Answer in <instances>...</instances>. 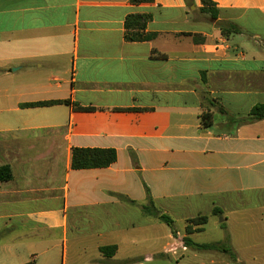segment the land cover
<instances>
[{"label": "crops", "instance_id": "crops-1", "mask_svg": "<svg viewBox=\"0 0 264 264\" xmlns=\"http://www.w3.org/2000/svg\"><path fill=\"white\" fill-rule=\"evenodd\" d=\"M203 1L0 0V168L12 171L0 181V250L15 264H58L56 249L15 251L55 243L63 264H233L185 238L264 264L251 229L264 211V119L249 120L264 104V0H208L210 13ZM133 14L152 15L153 40L126 41ZM220 22L241 32L223 36ZM64 100L95 110L23 107ZM74 148L115 149L117 162L73 170ZM150 201L178 214V237L159 235ZM199 215L208 223L187 235ZM214 217L226 237L200 242Z\"/></svg>", "mask_w": 264, "mask_h": 264}, {"label": "trees", "instance_id": "trees-1", "mask_svg": "<svg viewBox=\"0 0 264 264\" xmlns=\"http://www.w3.org/2000/svg\"><path fill=\"white\" fill-rule=\"evenodd\" d=\"M152 0H132L133 4H141L144 2H149ZM210 1L204 0L203 4L205 7L202 9L204 13H210L207 9L206 5H208ZM211 15L214 19H216L215 14L211 11ZM153 17L150 14H133L127 17L125 22V39L128 42H147L153 40L157 35L148 33L147 28L148 24L152 21ZM219 26L221 28V32L223 36H230L231 34L241 32L235 25L227 22H220ZM196 39V37H195ZM196 41V40H195ZM69 105L74 107L77 111L82 112H91L94 111V108L81 107L78 104L73 103L71 100L64 101H47V102H38V103H30L23 105L24 108H37V107H50L55 105ZM212 106H214L213 102H210ZM221 113H225L224 109L219 108ZM251 118L249 120H263L264 119V104L257 105L251 112ZM203 125L206 128H209L213 124V115L209 112H205L202 115ZM117 162V151L115 149H101V148H74L72 151V169L73 170H88V169H102L108 168L114 163ZM12 178L11 168L8 166H4L0 168V181L10 180ZM143 213L146 216L157 218L161 222L167 224L171 229L173 234L176 236V231L174 229V222L172 218L166 214L158 216L159 211L156 209L154 203L152 201L149 202L148 205H144L142 207ZM214 215H220L221 212L219 209H215L213 211ZM209 217L206 215H199L195 218L188 220V226L186 228L187 235H191L195 232H201L202 228L195 229V226H204L208 223ZM2 237H0L1 241ZM183 242L187 248L198 252H223L229 255L230 260L233 264L237 263V256L234 253L231 246L224 242L221 244L210 243V244H197L193 242L190 238L183 239ZM117 251V246H107L102 247L101 252L105 256H110ZM26 264H35L34 262H29Z\"/></svg>", "mask_w": 264, "mask_h": 264}, {"label": "rangeland", "instance_id": "rangeland-1", "mask_svg": "<svg viewBox=\"0 0 264 264\" xmlns=\"http://www.w3.org/2000/svg\"><path fill=\"white\" fill-rule=\"evenodd\" d=\"M254 213L256 214V218L254 220L255 226H251L252 227L251 229H254V231L252 230L251 231L254 233V237H264V216H263L264 211L260 209H255ZM169 214L176 221L177 229L182 231V227L184 223L180 221V219L178 218V214L177 213H169ZM220 222H221V218H216V217L212 218V221L210 222V224L206 226V232L200 235L199 241L200 242H215L218 240H223V238L226 237L227 235L226 227H222ZM72 227H73V230H75L74 225ZM159 228L163 230L162 232H164L162 233L158 229L160 236H165L170 233V228L165 223L160 224ZM141 235H144V234H137L136 237H141ZM130 236L131 234H123V235L113 234L112 236H109V237H130ZM44 248L56 249L58 253V264H63V249L64 248H63L62 243H60L58 246H56V243L50 246L23 245L20 247L19 246L16 247L15 251L18 255H20V257L27 258L32 252L36 254H40V251ZM75 248L76 247H74V243L70 241L69 249L73 250ZM16 262H19V261L10 259V256L6 250L5 251L0 250V264H15ZM39 264H44V263L40 262Z\"/></svg>", "mask_w": 264, "mask_h": 264}]
</instances>
